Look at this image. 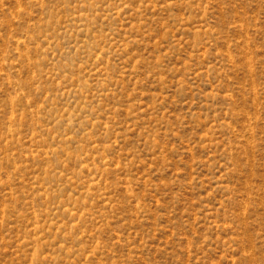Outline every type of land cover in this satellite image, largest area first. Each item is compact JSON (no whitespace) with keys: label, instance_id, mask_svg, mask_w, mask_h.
Returning a JSON list of instances; mask_svg holds the SVG:
<instances>
[{"label":"rangeland","instance_id":"374dc122","mask_svg":"<svg viewBox=\"0 0 264 264\" xmlns=\"http://www.w3.org/2000/svg\"><path fill=\"white\" fill-rule=\"evenodd\" d=\"M0 264H264V0H0Z\"/></svg>","mask_w":264,"mask_h":264}]
</instances>
